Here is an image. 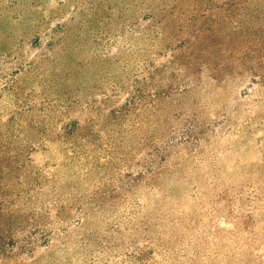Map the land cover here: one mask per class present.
Returning <instances> with one entry per match:
<instances>
[{
	"label": "rangeland",
	"instance_id": "rangeland-1",
	"mask_svg": "<svg viewBox=\"0 0 264 264\" xmlns=\"http://www.w3.org/2000/svg\"><path fill=\"white\" fill-rule=\"evenodd\" d=\"M0 264H264V0H0Z\"/></svg>",
	"mask_w": 264,
	"mask_h": 264
}]
</instances>
